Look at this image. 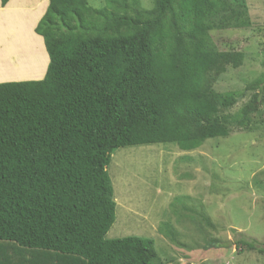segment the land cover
I'll use <instances>...</instances> for the list:
<instances>
[{
    "label": "trees",
    "instance_id": "obj_1",
    "mask_svg": "<svg viewBox=\"0 0 264 264\" xmlns=\"http://www.w3.org/2000/svg\"><path fill=\"white\" fill-rule=\"evenodd\" d=\"M239 6L154 0L125 15L49 0L34 28L49 56L43 78L0 82V241L58 252L52 260L62 263L75 258L65 264H150L153 238L105 237L116 207L111 154L156 143L191 150L247 126L262 98L253 90L264 86L250 84V98L229 113L241 95L214 91L209 80L243 61L241 51L216 50L208 34L248 26ZM235 246L264 254V243L245 237Z\"/></svg>",
    "mask_w": 264,
    "mask_h": 264
},
{
    "label": "rangeland",
    "instance_id": "obj_2",
    "mask_svg": "<svg viewBox=\"0 0 264 264\" xmlns=\"http://www.w3.org/2000/svg\"><path fill=\"white\" fill-rule=\"evenodd\" d=\"M228 1L246 10L249 25L213 27L208 34L216 50L241 51L244 58L209 80L214 91L241 95L229 113L238 111L253 91H261L247 126H232L226 137L206 139L191 150L174 143L118 148L107 166L116 207L105 237L153 238L157 256L150 264H264V254L235 246L241 237L264 243V88L249 89L255 81L264 86V0ZM87 4L134 15L150 10L154 0ZM5 24L0 40L4 49L17 41L15 26ZM213 239L229 246L214 247ZM0 242L5 243L0 264H65L75 259L65 255L62 263L47 257L58 252ZM35 251L42 253L37 259Z\"/></svg>",
    "mask_w": 264,
    "mask_h": 264
},
{
    "label": "crops",
    "instance_id": "obj_3",
    "mask_svg": "<svg viewBox=\"0 0 264 264\" xmlns=\"http://www.w3.org/2000/svg\"><path fill=\"white\" fill-rule=\"evenodd\" d=\"M48 4L49 0H8L4 6L0 4V40L3 39L2 30L6 22L13 24L17 30L14 46L11 44L4 49L0 41V82L43 78L49 56L43 37L34 28ZM8 30L11 28L8 27ZM35 41L37 46L33 44ZM38 254L32 253L34 259L42 255ZM47 257L52 260L51 255Z\"/></svg>",
    "mask_w": 264,
    "mask_h": 264
}]
</instances>
